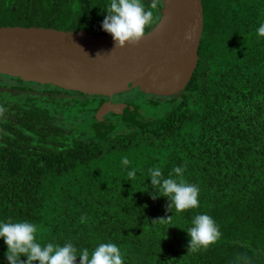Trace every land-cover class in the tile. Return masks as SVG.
Masks as SVG:
<instances>
[{
	"label": "trees",
	"instance_id": "obj_1",
	"mask_svg": "<svg viewBox=\"0 0 264 264\" xmlns=\"http://www.w3.org/2000/svg\"><path fill=\"white\" fill-rule=\"evenodd\" d=\"M110 2L0 0V28L109 35L102 24ZM142 2L154 14L147 33L163 2L157 9ZM203 7L197 68L183 92L161 97L170 110L158 120L143 110L160 96L138 88L120 94L134 115L117 109L100 121L103 96L1 76L0 223L28 221L42 245L70 242L90 255L114 243L124 264H264V37L257 32L264 0H203ZM178 166L200 190L199 206L183 212L169 211L167 197L152 198L159 192L148 173L160 168L175 178ZM199 214L222 235L192 252L187 230ZM6 252L0 238V264H10Z\"/></svg>",
	"mask_w": 264,
	"mask_h": 264
},
{
	"label": "water",
	"instance_id": "obj_2",
	"mask_svg": "<svg viewBox=\"0 0 264 264\" xmlns=\"http://www.w3.org/2000/svg\"><path fill=\"white\" fill-rule=\"evenodd\" d=\"M162 2L158 24L139 44L123 48H115L111 34L3 26L0 74L89 96L112 98L132 88L160 97L181 93L199 61L203 0ZM186 33L193 35L191 41ZM117 109L136 113L133 105L107 101L98 110L99 120Z\"/></svg>",
	"mask_w": 264,
	"mask_h": 264
},
{
	"label": "clouds",
	"instance_id": "obj_3",
	"mask_svg": "<svg viewBox=\"0 0 264 264\" xmlns=\"http://www.w3.org/2000/svg\"><path fill=\"white\" fill-rule=\"evenodd\" d=\"M159 4L160 0H151L150 9H157ZM105 11L107 16L102 27L112 35L115 48L139 44L145 36L146 28L150 27L154 20L153 11L146 10L142 0H111ZM257 32L259 36L264 37V24L259 26ZM184 38L191 41L193 35L186 33ZM4 111L5 109L0 107V113ZM121 163L128 166L130 161L124 157ZM183 172L184 169L178 166L173 169L175 178L172 174L164 178L160 168L148 169L151 185L159 192L153 193L152 198L167 197L170 203L166 207L169 211L173 206L177 212L199 206V187L185 181ZM128 177L130 180L135 179L136 170L129 171ZM169 218H160L156 221L163 222ZM85 220L86 217L82 216L81 221ZM192 224L193 226L187 230L190 236L189 251L207 248L215 244L222 235L218 224L210 215L199 214L195 216ZM37 231V226L28 221L0 223V238H3L7 245L5 255L10 264H34L36 261L39 264H76L77 257L80 258V264H124L121 249L114 243H101L90 255L87 248L78 252L70 242L63 246L51 242L42 245L37 242ZM22 255L27 257L26 261L20 259Z\"/></svg>",
	"mask_w": 264,
	"mask_h": 264
},
{
	"label": "rangeland",
	"instance_id": "obj_4",
	"mask_svg": "<svg viewBox=\"0 0 264 264\" xmlns=\"http://www.w3.org/2000/svg\"><path fill=\"white\" fill-rule=\"evenodd\" d=\"M132 96H133V93L127 99L132 100L131 99ZM135 96H136V94H135ZM137 96H139V95H137ZM173 97L171 96V98H173ZM0 98H3V97L0 95ZM151 99H152L151 102L149 100L146 101L147 106H146V108L144 107V110H143L144 115H147L146 116L147 119L158 120L160 118V116L166 114L170 110V109H168L170 105L166 104L169 100L166 101L165 98L161 99V97L160 98L155 97V98H151ZM157 100H164V101L162 103L161 102L160 103H153ZM82 125H83V127H86L88 124L84 123Z\"/></svg>",
	"mask_w": 264,
	"mask_h": 264
},
{
	"label": "flooded vegetation",
	"instance_id": "obj_5",
	"mask_svg": "<svg viewBox=\"0 0 264 264\" xmlns=\"http://www.w3.org/2000/svg\"><path fill=\"white\" fill-rule=\"evenodd\" d=\"M1 76H5V75H2L0 74V81H4L5 78H2ZM6 83V82H5ZM6 86V85H5ZM4 86V87H5ZM4 87H0V91L3 90ZM5 90H6V87H5ZM122 94V93H121ZM105 100L104 102H107V101H111L112 103H127L126 102V98L125 97H122L120 94H116L114 95L112 98H109V97H104ZM152 100V99H151ZM6 101V99H5ZM7 102V101H6Z\"/></svg>",
	"mask_w": 264,
	"mask_h": 264
}]
</instances>
